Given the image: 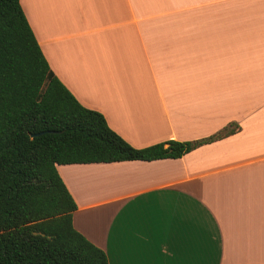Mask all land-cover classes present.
I'll return each mask as SVG.
<instances>
[{
    "label": "crops",
    "instance_id": "crops-1",
    "mask_svg": "<svg viewBox=\"0 0 264 264\" xmlns=\"http://www.w3.org/2000/svg\"><path fill=\"white\" fill-rule=\"evenodd\" d=\"M20 4L56 77L132 146L239 126L178 158L57 165L74 227L109 264H264V0Z\"/></svg>",
    "mask_w": 264,
    "mask_h": 264
},
{
    "label": "trees",
    "instance_id": "trees-1",
    "mask_svg": "<svg viewBox=\"0 0 264 264\" xmlns=\"http://www.w3.org/2000/svg\"><path fill=\"white\" fill-rule=\"evenodd\" d=\"M238 129L132 146L56 77L20 0H0V264H109L74 227L57 165L178 158Z\"/></svg>",
    "mask_w": 264,
    "mask_h": 264
},
{
    "label": "rangeland",
    "instance_id": "rangeland-1",
    "mask_svg": "<svg viewBox=\"0 0 264 264\" xmlns=\"http://www.w3.org/2000/svg\"><path fill=\"white\" fill-rule=\"evenodd\" d=\"M259 48V47H258ZM260 52L258 53V76L256 83L252 84L251 88H264V46L260 49Z\"/></svg>",
    "mask_w": 264,
    "mask_h": 264
}]
</instances>
